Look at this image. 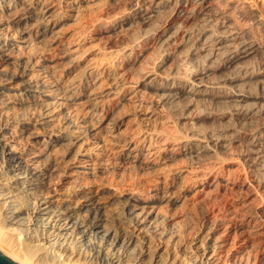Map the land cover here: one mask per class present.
<instances>
[{
  "label": "bare ground",
  "instance_id": "6f19581e",
  "mask_svg": "<svg viewBox=\"0 0 264 264\" xmlns=\"http://www.w3.org/2000/svg\"><path fill=\"white\" fill-rule=\"evenodd\" d=\"M217 5L0 0L4 254L264 264V9Z\"/></svg>",
  "mask_w": 264,
  "mask_h": 264
},
{
  "label": "rangeland",
  "instance_id": "374dc122",
  "mask_svg": "<svg viewBox=\"0 0 264 264\" xmlns=\"http://www.w3.org/2000/svg\"><path fill=\"white\" fill-rule=\"evenodd\" d=\"M215 1H218V2H215ZM232 1V2H231ZM214 3H216L217 7L222 9V10H226L228 15H231V19L235 22L237 21L234 17L235 15L233 14V12L231 10L228 9L227 6H230L231 4H237V7L239 9H242V8H250V9H253L255 7L256 10H262L264 9V0H214ZM230 5H229V4ZM223 4V5H222ZM258 4V5H257ZM222 7V8H221ZM225 7V8H224ZM229 11V12H228ZM242 23L240 26H242V28H247L248 26V23H245L244 22H241V21H238L237 24H240ZM247 24V25H246ZM246 25V26H245ZM148 25L147 24H142L140 25V27L143 29H146ZM256 30V31H255ZM254 34H258V31L257 29H252L251 30ZM122 37V38H121ZM117 41H114L113 43H111L112 45H119V44H123L125 41H126V35L123 34L121 35L119 38L116 39ZM121 41V42H120ZM124 41V42H123ZM154 44L156 43H153V44H150L149 47L144 51L143 55L141 58L142 59H145L146 57H149L148 61L151 59H153V61H158L159 57L162 55H160V53L162 52L164 54V51L166 53H168V51L170 53H173L171 51H173L174 49V45L173 43L168 44L167 48H162L160 49V47L157 48L158 45H155L153 46ZM109 45V44H108ZM170 47V49H168ZM156 51H155V50ZM168 49V51H167ZM148 51V52H147ZM160 51V52H159ZM159 53V54H158ZM159 55V56H158ZM151 57V58H150ZM158 57V58H157ZM158 59V60H156ZM161 59V57H160ZM152 62V61H150ZM131 65V64H130ZM195 66H197V64H194ZM165 66V65H164ZM167 66V64H166ZM64 188H68L67 191H63L64 189H62L60 192H59V196H64L66 198L70 197L71 194H69V191L70 189L73 190V187L70 185V184H66L64 186ZM98 187H94V189H97ZM4 235L7 237V240L10 241L11 245L16 248L20 253L22 254H25V255H28V256H31L32 258H37L38 256H40L42 254V249L40 248V246L38 245V242L36 240L35 237H32L31 234H27V233H24L22 231H20L19 229L18 230H15V229H11L8 227H6L5 229L2 230ZM20 231V232H19ZM39 247H37V246ZM39 249V250H38ZM1 251V250H0ZM2 252V251H1ZM3 253V252H2ZM39 253V254H38ZM54 255V257H56L54 260L57 264H92L89 260H87L85 257L81 256V255H77V254H73L69 251H64V250H56L55 252L52 251ZM51 253V255H52ZM4 254V253H3ZM6 255V254H4ZM57 255V256H56ZM8 256V255H6ZM9 257V256H8ZM11 258V257H10ZM12 259V258H11ZM14 260V259H12ZM16 261V260H14ZM18 262V261H16ZM19 263V262H18ZM21 264V263H19Z\"/></svg>",
  "mask_w": 264,
  "mask_h": 264
},
{
  "label": "water",
  "instance_id": "95a60500",
  "mask_svg": "<svg viewBox=\"0 0 264 264\" xmlns=\"http://www.w3.org/2000/svg\"><path fill=\"white\" fill-rule=\"evenodd\" d=\"M0 264H19L18 262L12 260L10 257L4 255L0 251Z\"/></svg>",
  "mask_w": 264,
  "mask_h": 264
}]
</instances>
